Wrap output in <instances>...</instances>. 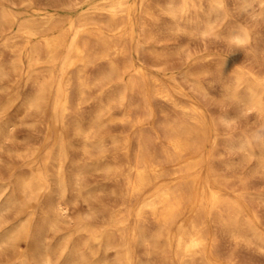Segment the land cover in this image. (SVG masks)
<instances>
[{
    "label": "rangeland",
    "instance_id": "374dc122",
    "mask_svg": "<svg viewBox=\"0 0 264 264\" xmlns=\"http://www.w3.org/2000/svg\"><path fill=\"white\" fill-rule=\"evenodd\" d=\"M117 1L0 0V185L8 184L1 204L6 205L11 188L20 189L22 177L41 185L5 208L0 234L24 217L22 202L35 205L29 238L12 249L0 248V263L21 264L24 256L32 260L38 252L32 235L60 207L58 229L46 238L57 248L53 264L63 263L71 251L87 256L89 264H185V259L207 264L200 254L178 252L176 239L168 240L153 213L137 211L153 198L160 181H153L143 196L125 200L127 181L134 176L130 166L141 156L169 172L162 179L165 185L184 181L190 187L199 178L211 264H264V112L247 100L252 81L264 90V0H222L218 13L211 11L209 0H187L183 9L184 0H123L128 9L119 13L121 19L109 10ZM172 8L178 9L177 17ZM82 20L87 24L75 41L87 43L83 62L68 49ZM30 24L45 32L29 35L24 29ZM208 24L213 25L210 32L202 33ZM60 34L66 44L55 58L42 49L44 57L33 64L32 48L45 47L46 39ZM235 34L245 36L242 43L232 38ZM69 54L75 64L67 62ZM114 65L115 77L110 72ZM131 75L138 76L133 88ZM45 82L46 98L34 104V92ZM60 83L66 95L59 93ZM193 116L204 129L182 161L197 158L198 165L180 170L181 160L167 157L174 156L170 138L180 126L195 128ZM59 173L67 184L62 194ZM215 188L223 202L212 210L208 195ZM193 200L185 201L183 219L194 216Z\"/></svg>",
    "mask_w": 264,
    "mask_h": 264
},
{
    "label": "bare ground",
    "instance_id": "6f19581e",
    "mask_svg": "<svg viewBox=\"0 0 264 264\" xmlns=\"http://www.w3.org/2000/svg\"><path fill=\"white\" fill-rule=\"evenodd\" d=\"M194 1V0H193ZM182 3V1H181ZM180 3V4H181ZM186 3H187V0H184V5L182 7L185 8L184 6H186ZM209 3H210V8H211V11L212 12H216L218 13V11L222 8L223 6V1L222 0H209ZM208 3V5H209ZM176 4V3H175ZM193 6V5H192ZM110 12L112 14L113 17H118L119 13L122 12H125L127 11V3L123 0H120V1H117L115 2L114 4H112L110 7ZM170 8H171V5H170ZM175 8H177L175 6ZM195 8V7H194ZM209 8V9H210ZM169 9V8H168ZM108 10V11H109ZM170 11V10H169ZM222 11V10H221ZM220 11V12H221ZM109 12V13H110ZM188 12V11H187ZM219 12V13H220ZM124 13V15H125ZM171 15L173 17H177L178 15V9H174L172 8L171 11H170ZM187 14V13H186ZM223 14V13H222ZM5 15V14H4ZM129 15V14H128ZM216 15V14H215ZM12 16V15H11ZM199 16V15H198ZM7 15L6 16H3L2 18L6 19ZM126 17V16H125ZM120 18V17H118ZM121 19V18H120ZM123 21L125 20L124 18H122ZM1 20V19H0ZM10 20V18L8 19ZM31 20V19H30ZM81 21V20H80ZM121 22V25H123L124 22ZM8 22V21H7ZM53 23V22H52ZM118 23V22H117ZM116 23V24H117ZM51 24V23H50ZM86 22L84 20H82V23L80 24V26L77 28V30L75 31V35L73 38L72 41L69 42L68 44V49L71 51V52H74L75 53V56L77 57H80L82 56V62L85 60V59H88V57L86 58V53L84 52L85 50V46L87 45V43L83 46L79 43H77L75 41L76 37L79 35L80 33V28L81 27H84L86 26ZM111 24V27L114 26V24L112 25V22L110 23ZM2 25V24H0ZM49 25V24H48ZM47 25V27H48ZM6 26V25H4ZM118 25H116L115 27H117ZM120 26V25H119ZM212 26L211 24H208L206 28H204L202 30V33H207L208 31L210 32V30L212 29ZM8 27V26H7ZM50 27V26H49ZM48 27V28H49ZM127 27V26H126ZM195 27V26H194ZM193 27V28H194ZM6 28V27H5ZM128 28V27H127ZM44 29V28H43ZM215 29V28H214ZM5 30V29H4ZM7 30V29H6ZM25 32L28 33L29 35L31 36H34V35H37L40 31L37 29L36 26L34 25H28L25 27ZM24 30H21V31H24ZM45 30V29H44ZM47 30V29H46ZM51 30V29H50ZM120 30V29H119ZM124 30V29H123ZM43 31V30H41ZM40 31V33H41ZM1 32V31H0ZM5 32V31H3ZM45 32V31H43ZM127 32V31H126ZM244 32V31H243ZM58 33V32H57ZM115 33V32H114ZM74 34V33H73ZM118 34V33H117ZM244 34V33H243ZM52 35V34H51ZM82 35H83V32H82ZM124 35V34H123ZM244 35H247V34H244ZM13 36V35H12ZM11 36V37H12ZM54 36V35H53ZM127 36H129V33L127 34ZM207 36H210V35H207ZM112 37V36H111ZM245 36L241 35V34H235L232 36L233 39L235 40H239V41H243L245 38ZM122 38V37H121ZM127 38V37H126ZM248 38V37H247ZM85 39V38H84ZM232 39V40H233ZM249 39V38H248ZM43 40V39H42ZM128 40V39H127ZM122 41V40H121ZM8 42V41H7ZM21 42V41H20ZM43 42V41H42ZM40 43V42H39ZM84 43V42H83ZM125 43V42H124ZM35 44V43H34ZM66 44V37H65V34H60V35H56L54 37H51L49 39H46V43H45V47H42V46H34L32 48V51H31V60L33 62V64H36L39 62L40 60V55L42 54L43 57L45 55V52L49 55L50 58L53 59V57L56 55L58 49H60L61 47L65 46ZM109 44V43H108ZM127 44V43H126ZM125 44V45H126ZM41 45V43H40ZM110 45V44H109ZM14 46V45H13ZM19 46V45H18ZM106 46V45H105ZM87 47V46H86ZM90 48H93L91 46H89ZM108 47V46H106ZM109 48V47H108ZM45 50L44 51H41V50ZM125 49V47H124ZM87 50V49H86ZM128 50V48H127ZM12 51V50H11ZM30 51V50H29ZM91 51V50H90ZM126 51V50H125ZM19 52V51H18ZM42 52V53H41ZM44 52V54H43ZM93 52V51H92ZM15 53V52H14ZM85 53V54H83ZM104 53V52H103ZM10 54V53H9ZM13 54V53H12ZM122 54V53H121ZM21 55V54H20ZM123 55V54H122ZM125 55V54H124ZM10 56V55H9ZM89 56V55H88ZM76 57V58H77ZM90 57V56H89ZM17 58V57H16ZM55 58V57H54ZM80 58H78V60H81ZM46 60V59H45ZM91 60V59H90ZM22 62V60H20ZM87 61V60H85ZM53 62V61H52ZM67 62L69 64H75V59L72 57V55H68L67 56ZM78 62V61H77ZM90 62V61H88ZM115 62V61H114ZM67 63V64H68ZM90 64V63H88ZM43 65V64H42ZM68 66V65H67ZM36 68V67H34ZM47 69V68H46ZM109 69V68H108ZM107 69V70H108ZM119 69H120V66H119ZM6 70V69H5ZM106 70V71H107ZM35 71V70H34ZM40 70H38L39 72ZM1 72V71H0ZM6 72V71H5ZM103 72V71H102ZM111 74H116L118 72V66H113L110 70ZM41 73V71H40ZM48 73H51L48 72ZM47 73V74H48ZM135 73H138L137 71ZM3 74V73H1ZM110 74V73H109ZM20 75V74H19ZM112 75V76H113ZM2 76V75H1ZM36 76V75H35ZM45 76V74H44ZM50 76V75H49ZM104 76V75H103ZM133 76V75H131ZM137 75H134L133 77H131V82H130V86L133 88V86H135L138 82L137 80ZM63 77V76H62ZM115 77V75H114ZM123 77V76H122ZM113 78V77H112ZM238 80L241 81L242 78H241V75L237 76ZM5 79V78H4ZM49 79V78H48ZM52 79V78H51ZM38 80V79H37ZM50 80V79H49ZM258 80V79H257ZM45 81V80H44ZM58 81V80H57ZM252 81V80H251ZM250 81V82H251ZM32 82V79L31 81ZM43 82V81H42ZM50 82V81H49ZM54 82V81H53ZM68 82V81H67ZM249 82V81H248ZM140 83V82H139ZM35 84V83H34ZM41 84V83H40ZM38 84V85H40ZM54 84V83H53ZM240 84V83H239ZM238 84V85H239ZM246 84V83H245ZM80 85V84H79ZM142 85V84H141ZM158 85V84H157ZM33 86V85H32ZM49 86V84H48ZM60 92L61 94H65V90L61 87V83H60ZM84 86V85H83ZM35 87V86H34ZM125 87V86H124ZM130 87V88H131ZM50 88V87H49ZM67 88V87H66ZM83 88V87H82ZM142 88V87H140ZM139 88V89H140ZM249 88V98L247 99L249 103H251V105L255 106V108H258V110L260 112H264V90H261L260 89V83L257 82V81H252L250 83V85L248 86ZM51 89V88H50ZM49 89V90H50ZM47 83L45 82V84H42L40 86H38V89L36 90V92H34V97L32 98L33 100V103L34 104H40L45 98H46V94H47ZM134 90V89H133ZM132 90V91H133ZM138 90V89H137ZM238 92V91H236ZM246 92V91H245ZM71 93V92H70ZM82 93V92H81ZM160 93H163L164 96H168L169 98V94H167V91H161ZM239 93V92H238ZM240 94V93H239ZM246 94H248L246 92ZM32 95V94H31ZM49 95V94H48ZM70 96V95H69ZM68 96V97H69ZM83 96V95H82ZM234 96L238 97L237 93L234 94ZM247 96V95H246ZM66 97V96H65ZM156 97V96H155ZM171 97V96H170ZM173 97V96H172ZM84 98V97H83ZM119 98V97H118ZM167 98V99H168ZM234 98V97H233ZM67 99V97H66ZM242 98L240 97V100ZM122 100V99H121ZM239 101V100H238ZM65 103V102H64ZM115 103V102H113ZM112 103V105H114ZM178 103V102H177ZM39 106V105H38ZM104 106V105H103ZM111 106V105H110ZM252 106V107H253ZM108 107V106H107ZM193 107V106H192ZM254 108V109H255ZM253 109V108H252ZM5 110V109H4ZM28 110V109H27ZM257 110V111H258ZM37 111V110H36ZM107 111V110H105ZM180 111V110H179ZM186 113V112H185ZM184 113V114H185ZM3 114V113H2ZM190 114V113H189ZM1 115V114H0ZM100 116H103L102 115V111L99 112L98 114V118ZM200 117V116H199ZM97 118V117H96ZM201 118V117H200ZM193 119L195 120L194 122H196V126L195 128H181V126L175 130L176 133H173L171 138H170V144H171V147L173 148V155H167V157H169V159H173V160H181L180 161V164H182L180 170H184V169H189V168H195L197 165H198V160L197 158H194L190 161H182V158L185 157L186 155V152L189 148H192L195 146V141H194V137L195 136H200V134L203 132V129H204V125L201 121V119L197 118L196 116H193ZM127 120V119H126ZM139 120V119H138ZM189 120V119H188ZM141 121V120H140ZM190 121V120H189ZM100 122V121H99ZM139 122V121H138ZM92 126V125H91ZM90 126V127H91ZM10 128V127H9ZM97 128V127H96ZM95 131V130H94ZM0 132H3L2 128H0ZM79 133H82L80 132V128H79ZM90 133V132H88ZM87 135V134H86ZM85 136V135H83ZM88 136V135H87ZM89 138V137H87ZM199 138V137H198ZM200 140V139H199ZM145 142V141H144ZM143 144V143H142ZM147 142H146V147H147ZM200 144V142H199ZM120 146V145H119ZM143 147V150L144 151H147L145 149V145H141ZM199 146V145H198ZM100 147V146H99ZM98 147V148H99ZM97 148V147H96ZM103 148V147H101ZM151 148V147H150ZM202 148V147H201ZM148 149V148H147ZM196 149V148H195ZM199 149V148H198ZM62 150V149H61ZM101 151V150H100ZM105 150L101 151L102 153L104 152ZM151 151V150H150ZM29 152V151H28ZM153 152V151H152ZM118 153V152H117ZM144 153V152H143ZM148 153V151H147ZM163 153V152H162ZM169 153L170 150H169ZM191 153V152H190ZM195 153V152H194ZM125 154V153H124ZM123 154V155H124ZM132 154V153H131ZM201 154V153H200ZM142 156H146L147 154L144 153L142 154ZM135 156V155H134ZM139 156V154H138ZM148 156V155H147ZM114 157V156H113ZM104 158V157H103ZM145 157H138L136 158V160H134V164L130 166V169L132 170V172L134 173L132 176L131 179H128V183H127V189L124 193V198L126 201H130L133 197L135 196H143L145 194V190L150 186V184L153 182V181H157L159 182L160 181V185H158V187H156V189L152 192V196L153 198L149 199L148 201H144L142 203L139 204V207L137 209L138 212H142L144 210H149L151 213H153V215L156 216V218L158 219V221L160 222V226H161V230L162 231H165L166 233V236L168 238L169 241H175L176 239V248L178 252H180L181 254L185 255V256H188V257H193L195 255H199L205 259L206 263L207 264H211V262L208 260L207 258V252H206V237H207V227H206V223L203 219V217H205L204 215V200H203V196H202V193L200 192V188H199V181L197 179V177H194L192 179V183L194 186H188L187 183H185L184 181L181 182V183H175V184H167L165 185V183L162 181V179H166V176H169L166 175L167 173L169 172H165V169H161L160 166L158 164H155L152 162H150L151 160H147L148 157H146V159H144ZM151 158V157H150ZM160 158V157H159ZM107 159V158H106ZM133 159V158H132ZM158 159V158H157ZM161 159H163V157H161ZM160 159V160H161ZM158 160V161H160ZM157 161V160H156ZM165 161H167V159H165ZM170 160H168L169 162ZM163 162V161H162ZM120 163V162H119ZM118 163V165H119ZM133 163V162H132ZM157 163H160V162H157ZM201 163V162H200ZM122 164V163H121ZM16 166V165H15ZM174 166V165H173ZM179 166V165H178ZM121 167V165H120ZM10 168V167H9ZM200 168V167H199ZM120 169V168H119ZM169 170V168H167ZM178 169V168H177ZM82 170V169H81ZM122 170V169H121ZM179 170V171H180ZM10 171V169H9ZM170 171V170H169ZM177 171V170H176ZM178 171V172H179ZM127 172V171H126ZM182 172V171H181ZM4 173V172H3ZM25 173V172H24ZM176 172H174L175 174ZM17 174V173H16ZM31 174V173H30ZM56 174V173H55ZM61 173H59V176H57L58 178V182H59V186L61 187V194L64 193L66 191V185L65 184V178L63 175H60ZM81 174V173H80ZM171 174V173H170ZM1 175V174H0ZM118 175V173H117ZM197 175V174H196ZM81 176V175H80ZM130 176V177H131ZM172 176V174L170 175ZM181 176V174H180ZM200 176V175H199ZM177 177V176H176ZM207 177V176H206ZM205 177V178H206ZM19 178V177H18ZM172 178V177H170ZM21 179V183H20V189L17 190L15 188H11L8 193L6 194V197H5V201L4 202H7L5 203L6 205H2L1 204V196L2 194L4 193L3 191L8 188L6 186H8V184H5V185H0V218H2L4 220V218L2 217L3 216V212L6 210L5 208H8L10 207V205H12L13 207V204L18 202L19 200H21L23 198V195L27 192H32L35 188H37V186H39L40 183H38L36 181V179L32 178L30 180V178H28L29 180L27 179ZM168 179V178H167ZM79 181V180H78ZM162 181V182H161ZM166 181V180H165ZM41 182V181H40ZM56 182V181H55ZM126 182V181H125ZM5 183V182H4ZM190 183V182H188ZM207 183V182H206ZM209 183V182H208ZM207 183V184H208ZM191 185V184H190ZM41 186V185H40ZM39 186V187H40ZM154 186V185H153ZM156 186V185H155ZM154 186V187H155ZM77 187V186H76ZM153 188V187H152ZM58 189V188H57ZM39 190V189H38ZM148 190V189H147ZM152 190V189H151ZM219 190V189H218ZM36 191V190H35ZM58 191V190H57ZM7 192V191H6ZM37 193V192H36ZM205 193V192H204ZM29 194V193H28ZM35 194V193H33ZM5 195V194H4ZM208 195V194H207ZM34 196V195H33ZM28 197V196H26ZM192 197H194V200L190 202L191 204V211L194 212V216L192 215L190 218L188 219H183L182 218V214L184 213V210H183V205L185 203V201H188L190 200ZM205 197V196H204ZM31 199V198H30ZM35 199V198H34ZM33 199V200H34ZM223 198L220 196L219 192L216 190H213L211 189L209 195H208V201L210 202V206H211V209L213 210L214 208H216L217 206H219L223 200ZM124 200V201H125ZM226 200V199H224ZM28 201V200H26ZM35 201V200H34ZM123 201V203H124ZM231 201H234V200H231ZM33 202H25L23 204V208H26L27 211H24L25 212V215L24 217H22V219L20 220V222L13 226L12 228H10L7 232H4V233H1L0 234V248H3L5 246H14L16 245L17 243H20L18 242L19 240L21 241V239L23 238H26L28 236V233L30 232L29 231V228H30V222H31V216L33 214V206H35L34 204H32ZM122 203V204H123ZM131 203V202H130ZM10 204L8 207L7 205ZM21 204V203H20ZM21 204V205H22ZM126 204V203H125ZM129 204V203H128ZM244 205V204H243ZM18 206V205H17ZM232 208V207H231ZM244 208V206H243ZM33 209V210H32ZM23 210V209H22ZM51 210V209H50ZM124 210V208H123ZM239 210V209H238ZM7 211V210H6ZM210 211V210H209ZM232 211V210H230ZM63 212V208L61 209L60 207L57 208V213H54V215H49L44 219L43 223L41 224L40 226V229L35 233L33 234L32 236L34 237V240H35V243H36V246H37V250L38 252L35 253V254H32V260L34 259V261L36 262V264H53L55 262L52 261V256L55 254L56 252V246L50 244V243H47L46 241V238L48 237L47 235V232H50V231H53L51 233H54V231L56 229H58V225H59V221H60V216H63L62 214ZM124 212V211H123ZM146 212V211H145ZM148 212V211H147ZM238 212V211H236ZM120 213V212H119ZM189 213V212H188ZM211 213V212H210ZM124 214V213H123ZM230 214V213H229ZM232 214V213H231ZM230 214V215H231ZM239 214V213H238ZM245 214V213H244ZM204 215V216H203ZM143 216V215H141ZM185 216V215H184ZM117 217V216H116ZM114 217V219L116 218ZM119 217V215H118ZM138 217V216H137ZM226 217V216H225ZM230 217V216H229ZM236 217V215H235ZM241 217V216H240ZM113 218V216H112ZM227 218V217H226ZM233 218H234V215H233ZM120 219V218H119ZM126 219V218H125ZM145 219V218H144ZM223 219V218H222ZM231 220V218H230ZM1 221V220H0ZM6 221V220H5ZM126 221V220H125ZM145 221V220H144ZM225 221V220H224ZM235 221H238V220H235ZM3 222V221H2ZM124 222V221H123ZM143 222V221H142ZM222 222V221H220ZM32 223V222H31ZM224 223V222H222ZM241 223V222H239ZM3 224V223H2ZM123 224V223H122ZM125 224V223H124ZM155 224V223H154ZM140 225V224H139ZM177 225V233H174L173 232V228ZM224 225V224H223ZM246 225V224H245ZM244 225V221H243V226ZM1 226V225H0ZM9 226V225H8ZM7 226V227H8ZM6 227V228H7ZM32 227V226H31ZM83 227V226H82ZM86 228V227H85ZM4 229V228H3ZM37 229V228H36ZM6 230V229H5ZM29 231V232H28ZM234 231V230H232ZM242 232V231H241ZM164 233V232H163ZM162 233V234H163ZM106 234V232H105ZM104 234V235H105ZM139 234V233H138ZM143 234V233H142ZM95 235V234H94ZM100 235V234H99ZM141 235V234H140ZM31 236V235H30ZM107 236V235H106ZM156 236V235H155ZM154 236V237H155ZM240 236V235H239ZM96 238H99L98 237V234L95 235ZM145 237V236H144ZM29 238V236H28ZM104 238V237H103ZM126 238V237H125ZM246 238V236H245ZM100 239V238H99ZM107 239V238H106ZM114 240V239H113ZM123 240V239H122ZM128 240V239H127ZM249 240V239H248ZM23 241V240H22ZM107 241V240H106ZM126 241V240H123V242ZM49 242V241H48ZM78 242V241H77ZM111 244H112V241H110ZM250 242V241H249ZM115 243V242H114ZM105 244V243H104ZM119 244H122V243H119ZM118 244V245H119ZM117 245V244H116ZM131 245V244H130ZM96 246V245H95ZM121 246V245H120ZM6 247V248H8ZM18 247V246H16ZM24 247V246H23ZM70 247V246H69ZM105 247V246H104ZM118 247V246H117ZM124 247V246H123ZM11 248V247H9ZM21 248V247H20ZM29 248V247H28ZM32 248V247H31ZM109 248V246H108ZM115 248V247H114ZM157 248V247H156ZM12 249V248H11ZM65 249V248H64ZM63 249V251H64ZM125 249V248H124ZM26 250V249H24ZM62 250V249H60ZM105 250V248H104ZM108 250V249H107ZM3 251V250H2ZM36 251V250H35ZM126 251V249H125ZM29 252V251H28ZM58 252V251H57ZM67 252V250H66ZM76 252V251H75ZM94 252V251H93ZM92 253V252H90ZM25 254V253H24ZM57 254V253H56ZM61 254V252H60ZM59 254V255H60ZM76 254V253H75ZM72 251L69 252V253H66L63 257V263L61 264H89V262H87V256L85 257L84 255L82 256H79L78 255H75ZM94 254V253H93ZM12 255V254H11ZM26 255V254H25ZM57 254V256H59ZM23 256V255H22ZM13 257V256H12ZM62 257V258H63ZM130 257V255H129ZM55 258V257H53ZM59 258V257H58ZM57 258V259H58ZM10 259V258H9ZM60 259V258H59ZM58 259V260H59ZM11 260V259H10ZM29 260H30V257L28 259V257H25L21 260V264H30L29 263ZM30 260V261H32ZM96 261V260H95ZM129 258L127 257V263H129ZM19 263V262H18ZM59 263V262H58ZM95 263V262H94ZM184 263L185 264H190L189 263V260L185 259L184 260ZM1 264V263H0Z\"/></svg>",
    "mask_w": 264,
    "mask_h": 264
},
{
    "label": "clouds",
    "instance_id": "9594fccd",
    "mask_svg": "<svg viewBox=\"0 0 264 264\" xmlns=\"http://www.w3.org/2000/svg\"><path fill=\"white\" fill-rule=\"evenodd\" d=\"M237 42H238V43H242V41H239V40H238Z\"/></svg>",
    "mask_w": 264,
    "mask_h": 264
}]
</instances>
